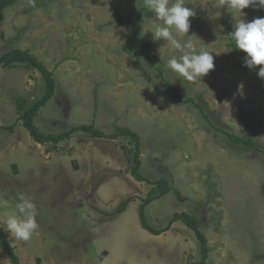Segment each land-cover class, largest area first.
<instances>
[{
    "label": "rangeland",
    "instance_id": "374dc122",
    "mask_svg": "<svg viewBox=\"0 0 264 264\" xmlns=\"http://www.w3.org/2000/svg\"><path fill=\"white\" fill-rule=\"evenodd\" d=\"M143 2L19 0L4 10L0 55L28 49L54 71L55 94L34 118L36 128L59 135L93 124L104 135L77 130L58 143L36 142L17 108L19 99L29 106L41 96L43 77L34 67L0 66V200L8 201L0 225L24 264H195L202 257L195 232L171 223L186 211L207 237L205 264H264V78L261 66L249 69L233 52L223 23L229 17L234 27L241 14L220 0H184L195 12L188 37L214 57V69L190 82L168 67L181 53L153 39L151 11L141 27L156 63L124 50L130 28L119 18ZM242 12L248 22L264 17L258 6ZM120 128L140 136L144 181L131 174L135 141L111 136ZM256 130L255 148L226 133ZM161 178L171 189L146 208L152 227L167 228L157 235L141 225L139 209ZM20 194L38 212L27 242L5 226ZM128 197L126 210L112 215ZM0 264H12L1 246Z\"/></svg>",
    "mask_w": 264,
    "mask_h": 264
},
{
    "label": "trees",
    "instance_id": "16d2710c",
    "mask_svg": "<svg viewBox=\"0 0 264 264\" xmlns=\"http://www.w3.org/2000/svg\"><path fill=\"white\" fill-rule=\"evenodd\" d=\"M19 0H0V22L4 10L13 6ZM149 10L143 4L140 6L138 11L134 13L132 16L129 17H120L119 22L123 25H126L130 28V39L128 42L123 44V48L126 52L130 53L131 55H138L144 58L146 61L155 64L157 56L153 51L152 42L147 39L142 31L141 27V20L146 15ZM225 25V33L229 38V45L233 48V52L239 56L246 57V53L243 51L235 48V42L231 39L229 33L234 31V27L231 23V19L227 17L223 21ZM19 65H25L27 67H38L42 73L44 89L43 93L39 98H37L31 105L27 106L25 102L19 99L18 103V114L19 119L22 120L23 125L29 130L30 135L34 138V140L38 143H58L65 138H69L74 132L77 130L89 131L100 136H103L104 133L99 129H96L93 124H81L77 126H73L68 131H65L59 135H47L39 131L36 126L34 125V118L38 115L40 109L47 104V102L54 96L55 94V87L56 81L54 78V71L49 69L44 65V63L34 54L30 52L28 49H21V48H12L0 55V66L2 67H17ZM176 96L178 101L182 100L181 95L178 91H176ZM189 101H194L193 98H189ZM199 106V104L196 103ZM202 110V108H201ZM13 129V127H11ZM228 137L234 143L243 144L247 147H257L256 141V133L257 130L254 131L253 135H238L236 133L226 131ZM112 137L117 136H126L130 137L132 140L135 141V154H134V164L131 168L132 176L138 181H144L145 177L141 173V139L137 132L132 131L129 128H120L118 132L113 133ZM156 186H154L150 192L149 196L144 199L140 209L139 215L141 220V225L152 232L153 234H161L166 229H156L152 227L147 218L146 208L147 206L152 203L154 200L164 196L167 194L171 189V184L167 179H159L156 182ZM133 200V197H128L127 199L123 200L120 205L112 212V215H116L126 210L128 204ZM175 221H182L187 226H189L196 234L200 244H201V251L202 257L199 262L195 264H205L207 262L210 248L208 246V240L204 232L201 230V223L200 220L192 215L189 212L183 211L179 213H175L173 218L171 219V223ZM0 246L1 248L7 253L10 261L12 264H24L20 257L16 252V246L13 245L9 239V235L5 232L4 228L0 225ZM104 254H107V251H104L102 254V260L105 258L103 257Z\"/></svg>",
    "mask_w": 264,
    "mask_h": 264
},
{
    "label": "clouds",
    "instance_id": "9594fccd",
    "mask_svg": "<svg viewBox=\"0 0 264 264\" xmlns=\"http://www.w3.org/2000/svg\"><path fill=\"white\" fill-rule=\"evenodd\" d=\"M228 9L240 13V19L234 25V31L229 33L235 42V48L246 53L244 66L249 69L261 66L258 77L264 78V17L254 18L248 22L242 19V10L249 6L264 8V0H220ZM144 6L154 13L155 25L154 40L163 39L167 45L178 50L179 58H170L167 61L172 72L182 76L187 81L193 82L202 78L214 69V57L211 52L197 51L191 37H188L190 29L189 18L195 12L186 7L184 0H144ZM173 29L178 34H186L188 39L183 43L173 35ZM0 205L7 207V200H0ZM15 208L17 214L8 216L5 220L7 231L16 240L29 241L38 230L36 217L37 207L30 196L20 194L16 198Z\"/></svg>",
    "mask_w": 264,
    "mask_h": 264
},
{
    "label": "water",
    "instance_id": "95a60500",
    "mask_svg": "<svg viewBox=\"0 0 264 264\" xmlns=\"http://www.w3.org/2000/svg\"><path fill=\"white\" fill-rule=\"evenodd\" d=\"M34 68H35L37 74H38L39 76H42V73H41L40 69H39L38 67H34Z\"/></svg>",
    "mask_w": 264,
    "mask_h": 264
}]
</instances>
